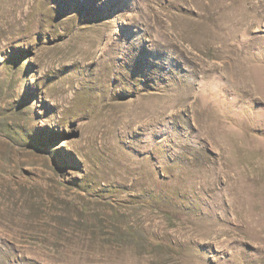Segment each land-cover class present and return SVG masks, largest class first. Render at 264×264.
Listing matches in <instances>:
<instances>
[{
    "label": "rangeland",
    "instance_id": "rangeland-1",
    "mask_svg": "<svg viewBox=\"0 0 264 264\" xmlns=\"http://www.w3.org/2000/svg\"><path fill=\"white\" fill-rule=\"evenodd\" d=\"M0 264H264V0H0Z\"/></svg>",
    "mask_w": 264,
    "mask_h": 264
}]
</instances>
